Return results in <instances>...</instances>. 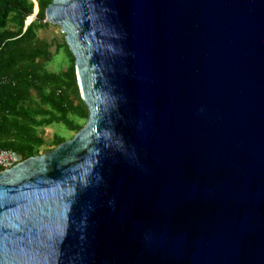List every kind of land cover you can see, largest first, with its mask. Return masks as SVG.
I'll use <instances>...</instances> for the list:
<instances>
[{"label":"water","instance_id":"95a60500","mask_svg":"<svg viewBox=\"0 0 264 264\" xmlns=\"http://www.w3.org/2000/svg\"><path fill=\"white\" fill-rule=\"evenodd\" d=\"M44 23L88 117L0 172V264H264V0H52Z\"/></svg>","mask_w":264,"mask_h":264},{"label":"trees","instance_id":"16d2710c","mask_svg":"<svg viewBox=\"0 0 264 264\" xmlns=\"http://www.w3.org/2000/svg\"><path fill=\"white\" fill-rule=\"evenodd\" d=\"M34 1L38 13L26 25L34 14ZM51 1L0 0V151H13L20 161L67 141L57 134L47 140L44 131L51 125L61 124L74 135L88 117L64 39L38 35L51 26L44 23ZM61 52L68 60L65 70L50 71L47 65Z\"/></svg>","mask_w":264,"mask_h":264},{"label":"rangeland","instance_id":"374dc122","mask_svg":"<svg viewBox=\"0 0 264 264\" xmlns=\"http://www.w3.org/2000/svg\"><path fill=\"white\" fill-rule=\"evenodd\" d=\"M38 35L40 38L47 40L57 39L58 41H61V39H64V35L60 33L59 27L52 25L47 30L39 32ZM51 50L54 51V48H52ZM67 63L68 60L65 54L61 52L54 57L53 61L47 65V68L50 71L59 72L65 70ZM86 121H82V123L85 125ZM55 134L64 137L66 140H69V138L73 136V134L65 130L64 126L61 124H53L44 131V136L49 141ZM40 154H44V152H41Z\"/></svg>","mask_w":264,"mask_h":264},{"label":"built area","instance_id":"2783aa9c","mask_svg":"<svg viewBox=\"0 0 264 264\" xmlns=\"http://www.w3.org/2000/svg\"><path fill=\"white\" fill-rule=\"evenodd\" d=\"M20 161L18 155L13 151H0V169L2 171L8 170L15 165H17Z\"/></svg>","mask_w":264,"mask_h":264}]
</instances>
